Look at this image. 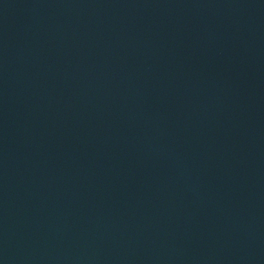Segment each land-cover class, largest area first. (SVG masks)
I'll return each instance as SVG.
<instances>
[{"label": "water", "instance_id": "1", "mask_svg": "<svg viewBox=\"0 0 264 264\" xmlns=\"http://www.w3.org/2000/svg\"><path fill=\"white\" fill-rule=\"evenodd\" d=\"M0 264H264V0H0Z\"/></svg>", "mask_w": 264, "mask_h": 264}]
</instances>
